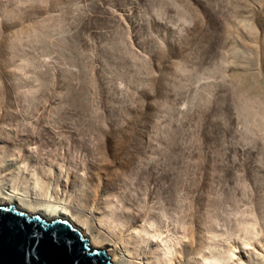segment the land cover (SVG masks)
<instances>
[{"label": "rangeland", "instance_id": "obj_1", "mask_svg": "<svg viewBox=\"0 0 264 264\" xmlns=\"http://www.w3.org/2000/svg\"><path fill=\"white\" fill-rule=\"evenodd\" d=\"M0 179L246 261L240 238L264 246V0H0Z\"/></svg>", "mask_w": 264, "mask_h": 264}, {"label": "bare ground", "instance_id": "obj_2", "mask_svg": "<svg viewBox=\"0 0 264 264\" xmlns=\"http://www.w3.org/2000/svg\"><path fill=\"white\" fill-rule=\"evenodd\" d=\"M33 81H35L34 78L29 79L31 83ZM27 193L20 191L18 188L8 186L5 181L0 179V206H12L19 211L29 215H39L47 220L60 219L66 221L81 237L87 238L86 241L92 246V249H103V254L107 257L110 264H202V262L203 264H225L227 262L224 260L226 261L224 263L220 258L221 254H218L219 256L216 257V253H207V255L203 254L197 258L195 256L192 257L186 252L184 253L182 248L177 251L172 250L170 244L167 242L168 239L161 238L160 234L151 227L147 231L141 230L142 233L136 227H131L130 232H128L129 236H127L128 234L123 233L124 229L123 231L121 229L124 228V225L120 226L121 223L119 222L118 224L115 218L113 219V224L108 221L107 215L92 214V216H87L83 219L82 216L84 214L81 211L65 202L59 201L58 198L56 200L47 192L37 194L33 190V193L31 192L29 196ZM208 224L207 226L211 228L212 224ZM113 231L117 232L120 237L113 236ZM148 231L153 236V241L148 238ZM134 234L138 235L141 240H138ZM257 238L255 240L247 237L240 238L242 250L248 253L245 256L246 261H242L240 258L234 257L233 254L228 253L229 261L231 258L237 260L236 263L233 261L229 264H264V252H258L252 246L254 241L257 243L259 250L263 249L264 246L260 245L261 241ZM158 241L163 244L165 252L162 251L159 245H156ZM233 247L234 249L237 248L236 246ZM182 258L183 261L181 262L180 259Z\"/></svg>", "mask_w": 264, "mask_h": 264}, {"label": "water", "instance_id": "obj_3", "mask_svg": "<svg viewBox=\"0 0 264 264\" xmlns=\"http://www.w3.org/2000/svg\"><path fill=\"white\" fill-rule=\"evenodd\" d=\"M0 264H110L66 221L0 206Z\"/></svg>", "mask_w": 264, "mask_h": 264}]
</instances>
